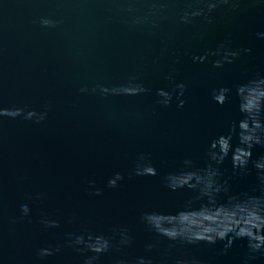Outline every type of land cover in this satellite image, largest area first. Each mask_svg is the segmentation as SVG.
Wrapping results in <instances>:
<instances>
[{
  "label": "water",
  "instance_id": "95a60500",
  "mask_svg": "<svg viewBox=\"0 0 264 264\" xmlns=\"http://www.w3.org/2000/svg\"><path fill=\"white\" fill-rule=\"evenodd\" d=\"M0 264H264V0H0Z\"/></svg>",
  "mask_w": 264,
  "mask_h": 264
},
{
  "label": "clouds",
  "instance_id": "9594fccd",
  "mask_svg": "<svg viewBox=\"0 0 264 264\" xmlns=\"http://www.w3.org/2000/svg\"><path fill=\"white\" fill-rule=\"evenodd\" d=\"M252 106H253V101L250 100V101H249V104L246 105V107H252ZM242 126L245 127V128L248 127V125H247L246 123H244ZM221 143H222V145L224 146V148L227 149V141L224 140V139L222 138V139H221ZM220 234L223 235L224 233L221 232Z\"/></svg>",
  "mask_w": 264,
  "mask_h": 264
}]
</instances>
